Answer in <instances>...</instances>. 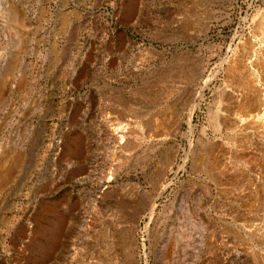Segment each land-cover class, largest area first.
<instances>
[{
    "label": "rangeland",
    "instance_id": "obj_1",
    "mask_svg": "<svg viewBox=\"0 0 264 264\" xmlns=\"http://www.w3.org/2000/svg\"><path fill=\"white\" fill-rule=\"evenodd\" d=\"M251 44L264 0H0V264H264Z\"/></svg>",
    "mask_w": 264,
    "mask_h": 264
},
{
    "label": "bare ground",
    "instance_id": "obj_2",
    "mask_svg": "<svg viewBox=\"0 0 264 264\" xmlns=\"http://www.w3.org/2000/svg\"><path fill=\"white\" fill-rule=\"evenodd\" d=\"M248 49H249L248 53H251V52L254 53V58L250 59L249 61L247 60L248 62H246V59H247L246 55H243V58L241 60L239 58L240 61L238 62L239 64L241 63L243 65L249 64L248 69L250 70L256 66L255 60L256 58L258 59L257 55L261 52L260 50L264 51V49H262L260 45L256 46V44H251ZM233 61H231L230 67H233V69H235L234 71H237L238 64L234 63ZM243 72L245 73H243V76L239 78L237 85L239 86V88L244 90L245 96H242L243 94L241 95L242 93L241 90H240L241 93L236 91V92H230L228 94L230 98L235 97L236 99L235 102L237 103V105H235L237 107V112L234 116L235 117L234 119L238 120L239 126L246 125L245 127H248V126L257 124L259 126L264 127V75L254 76L249 71H247V69L246 71H243ZM195 80H196L195 76H193L192 83H191L192 94H190L191 99H187L189 101H188V107H187L188 110L186 109L188 111V114L187 113L186 114L188 115L189 120H190V117L193 111L199 106V102L196 98L201 96L200 93H198L197 95V93L195 92L197 88V85L195 84ZM251 128H253V126Z\"/></svg>",
    "mask_w": 264,
    "mask_h": 264
}]
</instances>
